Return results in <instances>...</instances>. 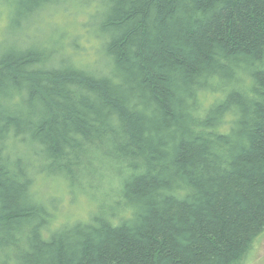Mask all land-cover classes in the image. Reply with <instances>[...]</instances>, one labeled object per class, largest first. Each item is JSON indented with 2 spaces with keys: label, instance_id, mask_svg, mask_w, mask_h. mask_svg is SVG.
Wrapping results in <instances>:
<instances>
[{
  "label": "trees",
  "instance_id": "trees-1",
  "mask_svg": "<svg viewBox=\"0 0 264 264\" xmlns=\"http://www.w3.org/2000/svg\"><path fill=\"white\" fill-rule=\"evenodd\" d=\"M3 5L0 264H245L264 234V0ZM65 192L95 209L56 226Z\"/></svg>",
  "mask_w": 264,
  "mask_h": 264
},
{
  "label": "rangeland",
  "instance_id": "rangeland-1",
  "mask_svg": "<svg viewBox=\"0 0 264 264\" xmlns=\"http://www.w3.org/2000/svg\"><path fill=\"white\" fill-rule=\"evenodd\" d=\"M3 1L5 0H0L1 2V8H0V13L3 14L2 19L0 20V28L3 29L5 28L9 21L7 18V14L12 10H10L7 6L3 5ZM64 9H60L57 12L60 14H57V17L62 19L63 18V12ZM37 25V24H35ZM45 26V23H43ZM38 26V25H37ZM36 26V27H37ZM32 27L30 28L31 30L36 28ZM45 36L49 33L47 31V26H45ZM36 29H34L35 31ZM62 201H61V209L58 212L57 215V220H56V226L57 224H65L66 222L70 221H75V220H84L88 216L89 212L94 208V205L90 203L88 198H85L84 196H72L70 194H67V192L62 195ZM245 264H264V234L257 239L255 242L251 252L249 253Z\"/></svg>",
  "mask_w": 264,
  "mask_h": 264
}]
</instances>
